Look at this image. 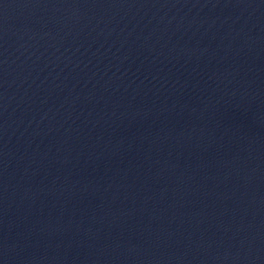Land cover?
Segmentation results:
<instances>
[{"label":"water","instance_id":"95a60500","mask_svg":"<svg viewBox=\"0 0 264 264\" xmlns=\"http://www.w3.org/2000/svg\"><path fill=\"white\" fill-rule=\"evenodd\" d=\"M0 264H264V0H0Z\"/></svg>","mask_w":264,"mask_h":264}]
</instances>
